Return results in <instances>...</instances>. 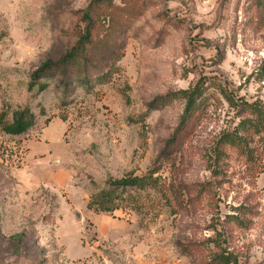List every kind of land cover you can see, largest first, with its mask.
Returning <instances> with one entry per match:
<instances>
[{"label":"rangeland","instance_id":"1","mask_svg":"<svg viewBox=\"0 0 264 264\" xmlns=\"http://www.w3.org/2000/svg\"><path fill=\"white\" fill-rule=\"evenodd\" d=\"M96 1L0 0V264L88 263L77 258L96 243L104 255L113 244L184 264L222 253L264 264V135L249 129L264 113V0ZM91 12L99 39L118 25L104 41L114 63L31 88ZM195 88L183 143L158 158L184 112L179 93ZM25 108L33 127L6 135ZM238 137L250 160L230 145ZM154 169L155 188L118 191L110 213L86 208L108 180Z\"/></svg>","mask_w":264,"mask_h":264},{"label":"trees","instance_id":"2","mask_svg":"<svg viewBox=\"0 0 264 264\" xmlns=\"http://www.w3.org/2000/svg\"><path fill=\"white\" fill-rule=\"evenodd\" d=\"M108 0H97L96 3H107ZM93 8V7H92ZM91 14L86 13L84 18L85 26L78 39L77 43L74 45L69 52L59 58L56 61L44 63L38 70H36L31 77L32 85L38 84L37 92H43L46 90V84H39V81L43 79H51L56 76H61L62 80L68 79V76L72 74V71H81L82 74H86L88 66L93 62H99L101 60L106 61L108 64H112L117 56V48L112 46V42L105 44L104 41L108 42L113 35L119 33V30L115 33L117 29V24L111 27V21H108L107 33L103 34L102 39L98 38V29L96 28L95 22L91 17ZM123 27V25H122ZM112 30V34L109 37V30ZM104 38V39H103ZM103 43V44H102ZM81 74V75H82ZM87 78V75H83ZM181 98L185 101V107L183 115L179 121L178 127L171 137L166 141L164 147L162 148L158 158H168L174 153L176 149H179L183 140L186 136V125L189 120H191L192 110L195 106L197 99L199 98L198 89L195 88L192 91H183L179 93ZM256 115V119L251 122L249 129L252 130L253 135L263 136L264 135V113L260 110H253ZM34 125V117L29 112L28 109H22L14 112L11 117V121L6 123L2 127V131L9 136H21L24 135L30 128ZM263 134V135H262ZM230 145L237 148L241 155L245 156L247 160L251 159V153L247 147L245 140L241 138H235L230 141ZM261 171H264L262 168ZM156 174L155 169L148 172L146 176L143 177H124L118 180H108L106 182L107 189L98 192L90 197L86 208L94 212L110 213L118 207V195L116 193L120 191L121 193L127 189L134 190H146L147 188H155V183L157 178L154 177ZM180 250L182 252H187L189 247L181 246ZM204 264H236L232 261L230 255L219 254L212 260Z\"/></svg>","mask_w":264,"mask_h":264},{"label":"crops","instance_id":"3","mask_svg":"<svg viewBox=\"0 0 264 264\" xmlns=\"http://www.w3.org/2000/svg\"><path fill=\"white\" fill-rule=\"evenodd\" d=\"M106 230V229H105ZM105 230L102 229L101 235L103 236L106 234ZM102 244V243H101ZM100 244V245H101ZM99 244H95V248H87V253L84 256H81L77 259H82L90 255L93 260L86 263L80 264H93L92 262L95 261L94 264H184L181 259L171 258V257H164V256H157L148 255L145 256L141 249H135L134 251H130V248H126V252H123V249L120 247L118 248L116 245L109 244L106 245L103 249L109 250L110 254L104 255L100 252L98 248ZM116 251V253H115ZM65 254V253H64Z\"/></svg>","mask_w":264,"mask_h":264},{"label":"water","instance_id":"4","mask_svg":"<svg viewBox=\"0 0 264 264\" xmlns=\"http://www.w3.org/2000/svg\"><path fill=\"white\" fill-rule=\"evenodd\" d=\"M76 220V219H75ZM77 221V220H76Z\"/></svg>","mask_w":264,"mask_h":264}]
</instances>
